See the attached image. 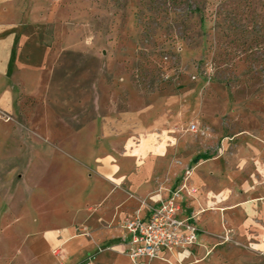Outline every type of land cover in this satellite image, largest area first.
Returning <instances> with one entry per match:
<instances>
[{
    "label": "rangeland",
    "instance_id": "obj_1",
    "mask_svg": "<svg viewBox=\"0 0 264 264\" xmlns=\"http://www.w3.org/2000/svg\"><path fill=\"white\" fill-rule=\"evenodd\" d=\"M0 25L42 59L16 80L39 152L30 174L0 175V264H23L10 237L37 198L88 209L109 178L100 167L127 172L156 122L157 141L182 146L185 175L194 147L239 133L264 152V0H0Z\"/></svg>",
    "mask_w": 264,
    "mask_h": 264
},
{
    "label": "crops",
    "instance_id": "obj_2",
    "mask_svg": "<svg viewBox=\"0 0 264 264\" xmlns=\"http://www.w3.org/2000/svg\"><path fill=\"white\" fill-rule=\"evenodd\" d=\"M24 40L0 25V175H28L38 159L17 118L16 80L42 60L38 46ZM161 127L159 121L144 130L155 141L136 143L127 172L111 163L100 167L109 178L92 190L99 193L87 201L88 209H70L80 198H37L35 215L25 217L24 230L10 237L20 243L23 264H133L128 256L132 235L123 229L124 220L136 214L146 218L150 207L183 185L177 219L194 218L197 240L162 251L151 264H264V152L254 137L223 138L208 152L194 147L185 175L182 146L157 141Z\"/></svg>",
    "mask_w": 264,
    "mask_h": 264
},
{
    "label": "built area",
    "instance_id": "obj_3",
    "mask_svg": "<svg viewBox=\"0 0 264 264\" xmlns=\"http://www.w3.org/2000/svg\"><path fill=\"white\" fill-rule=\"evenodd\" d=\"M185 190V185L179 186L158 206L150 207L146 218L136 214L124 220L123 229L132 235L128 256L133 264H151L166 249L173 251L195 244L198 228L194 218L177 219Z\"/></svg>",
    "mask_w": 264,
    "mask_h": 264
},
{
    "label": "trees",
    "instance_id": "obj_4",
    "mask_svg": "<svg viewBox=\"0 0 264 264\" xmlns=\"http://www.w3.org/2000/svg\"><path fill=\"white\" fill-rule=\"evenodd\" d=\"M198 159V158H197ZM197 159H194V161H193V163H197V161H199V160H197ZM192 166V165H191Z\"/></svg>",
    "mask_w": 264,
    "mask_h": 264
}]
</instances>
